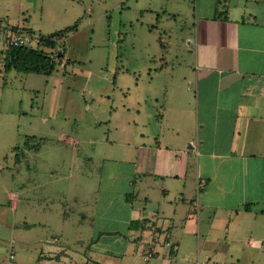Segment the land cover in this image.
<instances>
[{
	"label": "crops",
	"instance_id": "obj_1",
	"mask_svg": "<svg viewBox=\"0 0 264 264\" xmlns=\"http://www.w3.org/2000/svg\"><path fill=\"white\" fill-rule=\"evenodd\" d=\"M97 1H112L114 9L136 17L149 15L157 22L152 27L165 24L170 33L168 24L193 9L188 40L193 66L184 81L162 86L165 116H143L138 108L127 121L123 138L131 149L115 160L129 173L118 198L109 202H117V208L102 212L105 221H92L90 232L123 243L135 257L141 252L152 259L148 264H189L195 250L198 264H260L264 0H194L193 7L186 5L189 0ZM86 5L85 0H0V73L24 72L4 69L9 37L48 36L86 16L94 21V7ZM163 37L159 41L165 46ZM81 197L76 182L71 198ZM42 261L55 260L50 255Z\"/></svg>",
	"mask_w": 264,
	"mask_h": 264
},
{
	"label": "rangeland",
	"instance_id": "obj_2",
	"mask_svg": "<svg viewBox=\"0 0 264 264\" xmlns=\"http://www.w3.org/2000/svg\"><path fill=\"white\" fill-rule=\"evenodd\" d=\"M85 2L96 19L83 17L61 39L65 55L52 75L0 73V264H44L50 255L55 261L49 264L152 260L141 252L135 257L106 234L91 233L90 224L104 222L101 213L118 206L109 202L118 198L129 173L115 160L131 149L123 138L129 118L138 108L143 116H165L162 86L191 73L194 10L186 8L172 20L170 33L165 24L152 27L157 22L149 15L114 9L112 1ZM76 182L82 186L77 202L71 198ZM194 252L189 264H198Z\"/></svg>",
	"mask_w": 264,
	"mask_h": 264
},
{
	"label": "trees",
	"instance_id": "obj_3",
	"mask_svg": "<svg viewBox=\"0 0 264 264\" xmlns=\"http://www.w3.org/2000/svg\"><path fill=\"white\" fill-rule=\"evenodd\" d=\"M78 28V24L75 23L69 27H66L63 30L52 33L48 36H43L42 41L36 46H19V47H8L6 50L5 56V65L4 69L6 71L11 69H16L24 72H34L38 74H46L48 76L52 75L58 61L62 62V58L65 54L64 47H61V39L69 31L75 30ZM60 47V50H57ZM60 57H55L56 53ZM32 136L28 137L24 146L28 147ZM42 145V140L35 143L33 148L39 150ZM17 151L16 158L17 161L19 158V147H15Z\"/></svg>",
	"mask_w": 264,
	"mask_h": 264
},
{
	"label": "built area",
	"instance_id": "obj_4",
	"mask_svg": "<svg viewBox=\"0 0 264 264\" xmlns=\"http://www.w3.org/2000/svg\"><path fill=\"white\" fill-rule=\"evenodd\" d=\"M42 38L43 36L37 33L15 34L8 38V40L6 41V44H7V47L36 46L42 41ZM59 48L60 47H58L57 50H60ZM58 55L59 54L56 53L55 57H58ZM202 181H204V179ZM166 244L171 245V242L167 241ZM13 256L14 255L12 254V257Z\"/></svg>",
	"mask_w": 264,
	"mask_h": 264
},
{
	"label": "water",
	"instance_id": "obj_5",
	"mask_svg": "<svg viewBox=\"0 0 264 264\" xmlns=\"http://www.w3.org/2000/svg\"><path fill=\"white\" fill-rule=\"evenodd\" d=\"M60 56H61V52L59 53L58 57H60Z\"/></svg>",
	"mask_w": 264,
	"mask_h": 264
}]
</instances>
